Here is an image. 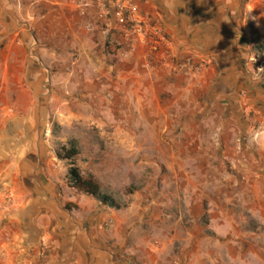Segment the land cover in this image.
I'll return each instance as SVG.
<instances>
[{
  "label": "crops",
  "instance_id": "1",
  "mask_svg": "<svg viewBox=\"0 0 264 264\" xmlns=\"http://www.w3.org/2000/svg\"><path fill=\"white\" fill-rule=\"evenodd\" d=\"M112 1L109 0V3ZM97 2L0 0V41L4 43L2 51L4 54L7 52L0 73V91L10 95L2 110L7 117L21 118L13 141L10 140L18 145L14 150L7 151L9 154H5H15L20 158L26 156L27 159L34 157L28 155L27 148L30 149V146L27 143L36 142L37 139L35 135L30 138L27 132L37 125V116L34 112L29 115L28 111H35L40 104L44 106L42 108L49 105L50 109L56 105L59 116L65 120L75 118L70 112V104H77L76 108H80L78 104H83L85 97L100 112L106 108L123 110L129 105H144L151 111L155 104L156 114L148 122L157 125V136L164 138L174 135L178 129L174 136L183 143L182 154L186 155L191 150L196 152L194 157L189 156L195 162V171L186 174L185 170H181L183 176L194 178L189 183L193 197L183 201L186 214L195 224L210 214L214 232L219 234L225 228L223 223L230 216L237 218V215L224 212L226 203L223 201L227 200V195L222 192V188L227 184L223 179L227 178L225 161L229 155V144L238 142L235 133L244 121L222 119L217 116V108L206 114V104L202 106L197 99L206 87L199 83L203 77L192 79L190 74L179 73L175 82H172L174 63L164 55L155 60L159 66L150 68L146 63L144 49L131 53L124 44L121 50L109 54L106 45L126 39L122 29L113 21L107 25L99 19ZM138 6L140 12L151 17L152 23L167 35L174 47L172 56L175 58L187 54L202 56L201 48L204 46L211 51L207 50L211 58L227 57L230 51H219L224 43L222 41H243L242 36L237 34L242 29L241 25L244 26L237 21L239 15L257 18L264 13V0L248 3L244 0H139ZM105 26L111 29L109 35H105ZM41 42H45V46L39 50ZM55 46H60L63 52L58 53ZM216 51L218 53L213 54ZM72 57H76L75 60ZM44 63L46 67L42 66ZM53 68L56 71L50 74ZM50 77L52 87L45 86ZM50 93L56 96L49 97ZM73 94H79L80 100H70ZM63 95L66 97L63 98ZM40 96L43 98L40 99ZM67 111L71 116L65 117ZM33 153L37 157V152ZM208 158L213 159L208 169L212 175L210 178L203 176L207 175L203 169V160ZM39 169L37 165L32 171ZM37 183V192L24 185L27 196L25 201L21 205H12L15 209L11 206V211L6 209L3 213L6 216L4 221H14L18 225L16 232L12 233V242H0L3 264H34L37 261L36 254H39L40 246L38 239L43 223L51 217L53 207L59 201L51 194L54 189L51 182ZM184 184L180 187L186 190ZM204 205L216 206L218 212L203 211ZM137 217V212L133 210L124 214L112 212L101 219L90 217L91 225L96 224L87 228L89 234L96 235L104 243L112 241L113 249L96 251L91 245L87 246L90 252L87 264H164L166 258L162 256L175 237L168 236L166 242L160 245L155 242L157 246H154L147 233L142 235L134 228L133 223ZM73 221L69 222L66 217L67 232L72 236L68 242L85 232V229L82 231L78 227L82 222L75 226ZM145 223L151 228L156 225L152 221ZM165 223V220L159 219L157 225L163 227ZM7 232L5 227L1 233L10 236ZM127 241L134 245L125 251L131 255L120 261L116 257L118 254H115V247L125 246ZM211 243L214 245L211 249H206L204 245L193 247L188 253V264H198L196 258H205V255L218 256L222 253L220 244L210 240ZM70 245L71 251L82 253L85 250L74 247L73 242ZM188 250L189 247L185 249ZM10 257L14 260H10ZM174 261L172 258L171 264ZM211 264L223 263L212 261Z\"/></svg>",
  "mask_w": 264,
  "mask_h": 264
},
{
  "label": "rangeland",
  "instance_id": "2",
  "mask_svg": "<svg viewBox=\"0 0 264 264\" xmlns=\"http://www.w3.org/2000/svg\"><path fill=\"white\" fill-rule=\"evenodd\" d=\"M244 1L248 3L252 0ZM237 21L244 24L237 32L243 41H222L224 43L219 51H230L227 57L211 58V51L204 46L201 48L202 56L187 54L168 59L174 63L172 82H175L179 73L190 74L192 79L203 77L199 83L206 87L197 99L202 106L206 104V114L217 108V116L222 119L244 121L235 133L238 142L229 144V155L225 161L227 178L223 179L227 184L222 188V192L227 195V200L223 201L226 203L224 212L237 215L238 219L230 216L223 223L225 228L219 234L214 232L210 214L200 218L196 224L190 220L183 201L193 197L189 183L194 178L183 176L181 170H185L186 174L195 171V162L189 156L194 157L196 152L191 150L186 155L182 154L183 143L174 136L178 129L174 135L164 138L157 136V125L148 122L156 114L155 104L151 111L144 105H129L123 110L106 108L100 112L85 97L84 103L78 104L80 108H76L77 104H70V112L75 116L72 120L59 116L56 105L50 109L49 105L42 108L44 106L40 104L35 111H28L29 115L34 112L37 116V125L30 128L27 135L30 138L35 135L37 141L27 143L30 146V149L27 148L28 155L34 156L27 159L26 156L20 158L15 154L8 155L7 151L14 150L18 145L10 140L14 139L21 118L4 114L2 108L10 95L0 91V242H12V233L16 232L18 225L14 221H4L6 216L3 213L6 209L11 211L12 205H21L25 201L24 185L37 192V182H51L54 185L51 194L59 201L53 207L51 217L43 223L38 239L39 254H36L37 261L34 264H87L90 256L87 246L91 245L96 251L113 249L112 241L104 243L96 235L89 234L87 228L96 224L91 225L90 217L101 219L112 212L124 214L131 210L137 212L138 216L133 223L134 228L142 235L147 233L152 244L156 242L160 245L167 241L168 236L175 237L162 256L166 258L164 264H171L172 258L175 259L174 264H188V253L192 248L204 245L206 249H211L214 245L210 244V240L222 246V253L196 258L198 264H211L212 261L223 264H264V57H257L248 41L251 25L264 35V13L257 18L242 14ZM104 31H107V27ZM3 44L0 41V73L7 55L6 51L5 54L2 51ZM124 44L130 46L127 41H119L106 47L114 50L115 54ZM44 46L45 42H41L39 50L44 49ZM55 48L58 53L63 52L60 46ZM138 49H144L145 59L148 58L147 47L138 46L134 53ZM75 58L72 57V60ZM188 58L201 64L202 69L195 72L179 68ZM42 66L46 67L45 63ZM153 66L159 65L154 62L150 68ZM44 85L52 87L51 77ZM50 96L56 95L50 93ZM70 98L74 102L78 98L80 100L81 96L73 94ZM65 115L71 116L68 111ZM171 131L173 133L170 127ZM72 139L78 142L80 155L75 165L81 174L92 175L97 179L103 191L119 203L121 210L100 206L68 187L66 175L69 164L58 160L55 152L59 145ZM31 151L37 152V157ZM203 162L207 174L203 176L210 178L212 175L208 169L213 159H204ZM37 165L40 169L33 172V167L37 168ZM182 183H185L186 190L180 187ZM206 210L218 212L216 206L204 205L203 211ZM66 217L69 222L74 220L72 224L75 226L82 222L78 227L82 231L85 229L83 234L69 242L68 238L72 236L67 232ZM159 219L166 221L165 226L157 225ZM146 221L156 223L155 227L147 226ZM5 227L10 236L1 233ZM71 242L74 247L85 248L84 252L71 251ZM133 246L128 241L125 246L116 245L118 260L128 259L131 254L125 251ZM188 247L189 250L185 251ZM3 257V253H0V264L4 263ZM9 259L14 260L13 257Z\"/></svg>",
  "mask_w": 264,
  "mask_h": 264
},
{
  "label": "built area",
  "instance_id": "3",
  "mask_svg": "<svg viewBox=\"0 0 264 264\" xmlns=\"http://www.w3.org/2000/svg\"><path fill=\"white\" fill-rule=\"evenodd\" d=\"M139 0H98L99 19L107 25L113 21L117 27L122 29L124 38L129 43V50L134 53L136 47H147L149 55L146 58L147 66L151 67L158 56L172 57L173 45L166 35L157 28L151 17L140 12ZM92 31L91 27H88ZM111 29L107 28L106 34L109 35ZM179 68L192 69L199 72L201 64H196L193 59L188 58Z\"/></svg>",
  "mask_w": 264,
  "mask_h": 264
},
{
  "label": "trees",
  "instance_id": "4",
  "mask_svg": "<svg viewBox=\"0 0 264 264\" xmlns=\"http://www.w3.org/2000/svg\"><path fill=\"white\" fill-rule=\"evenodd\" d=\"M250 44L254 54L257 57H264V35L254 26L249 27ZM110 54L114 53L110 47H107ZM56 158L60 161L67 162L69 169L67 171L66 180L68 187L78 194L86 196L94 200L98 205L119 211L122 207L109 194L103 191L100 183L92 175L83 176L79 168L75 165L80 155L78 142L74 139L69 140L64 145H59L55 152Z\"/></svg>",
  "mask_w": 264,
  "mask_h": 264
}]
</instances>
